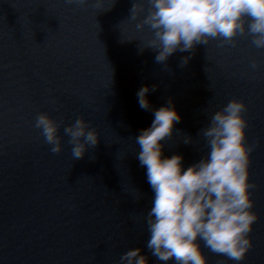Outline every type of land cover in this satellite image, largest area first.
I'll use <instances>...</instances> for the list:
<instances>
[{
  "label": "clouds",
  "instance_id": "obj_1",
  "mask_svg": "<svg viewBox=\"0 0 264 264\" xmlns=\"http://www.w3.org/2000/svg\"><path fill=\"white\" fill-rule=\"evenodd\" d=\"M87 7L89 0H69ZM114 0H112V4ZM134 0L129 19L136 21L140 32L146 27L151 38L138 50L151 49L157 54L155 62L166 64L177 51L192 53L196 45H208L219 40V46H236L237 38L249 39L251 45L264 50V0ZM95 7H100L96 0ZM107 8L106 10H108ZM34 38V37H33ZM135 40H122L132 42ZM191 55L181 58L186 66ZM259 63L250 60L255 71ZM147 85L137 92L141 109L151 110L147 99ZM172 102L154 111L149 128L136 137L140 151L137 155L154 192L153 206L146 214L149 239L146 247L160 262L176 261L177 264H207L198 239L212 253L236 262L243 261L252 248L249 233L257 220L251 211L249 182L250 154L253 146L245 143L247 120L243 113L247 106L243 100L232 99L221 110L211 115L201 136L209 151L196 164L182 172L179 154L162 158V141L173 135L174 123L181 116ZM61 122L47 113H39L34 127L40 130L53 154L63 150L59 135ZM72 145L73 160L84 158L89 148L99 143L100 134L85 119L77 118L64 128ZM185 144L191 137H184ZM95 159V157L91 158ZM119 264H148V257L141 248H131L120 256Z\"/></svg>",
  "mask_w": 264,
  "mask_h": 264
}]
</instances>
